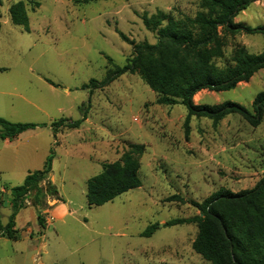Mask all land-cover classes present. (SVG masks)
I'll list each match as a JSON object with an SVG mask.
<instances>
[{"label": "rangeland", "instance_id": "obj_1", "mask_svg": "<svg viewBox=\"0 0 264 264\" xmlns=\"http://www.w3.org/2000/svg\"><path fill=\"white\" fill-rule=\"evenodd\" d=\"M1 1L0 118L47 127L12 142L0 139V220L6 225L12 214L5 188L21 186L28 173L42 169L52 149L50 178L68 213L60 218L53 210L45 212L42 234L36 209L26 203L16 216L18 236L0 237V264H210L192 249L197 224H164L198 216L191 201L201 203L219 190L255 187L264 176V117L252 127L241 116L229 115L217 128L207 118L193 117L187 140L186 108L159 105L157 94L137 74L123 75L105 88L81 89L91 80L103 81L131 58L133 46L117 30L135 43L156 44L157 33L145 27L144 15L194 18L204 11L201 0ZM18 1L26 5L30 32L11 22L9 9ZM35 3L40 6L34 8ZM235 22L264 25V0L251 4ZM240 48L263 53L264 35L222 33L215 63L233 65ZM263 91L261 70L233 90L201 91L194 102H233L252 110ZM61 119L84 121L78 129H60L55 139L51 124ZM131 144L146 149L142 186L89 207L88 180L118 161ZM174 196L183 201H168ZM155 223L163 226L141 237Z\"/></svg>", "mask_w": 264, "mask_h": 264}, {"label": "trees", "instance_id": "obj_2", "mask_svg": "<svg viewBox=\"0 0 264 264\" xmlns=\"http://www.w3.org/2000/svg\"><path fill=\"white\" fill-rule=\"evenodd\" d=\"M99 0H82L89 4ZM260 0H201L204 11L194 18L176 20L172 16L158 12L142 17L145 27L157 33V43H135L122 32L118 35L133 46L131 58L122 67H115L103 81L91 80L82 90L105 88L126 74H137L141 80L157 94V103L163 106H183L187 110L184 120L185 138L188 140L193 117L207 118L214 128L229 115H239L252 127H258L264 117V91L259 93L253 109L233 102L219 105H197L194 97L201 91L223 92L235 89L240 83H247L264 70V52L249 53L238 49L233 56V65L219 67L214 58L216 46L224 35L263 34L264 25L253 28L235 19L251 4ZM2 1L0 0V6ZM35 3V7H39ZM13 25L30 32L26 5L18 1L9 9ZM2 25L0 23V32ZM111 61L110 58H108ZM47 82L56 86L51 81ZM84 119L60 121L51 124L56 134L62 128L78 129ZM0 139L12 142L21 134L47 127V124L15 123L0 118ZM144 145L131 144L130 150L118 161L103 166L102 172L87 182V203L89 207H101L113 202L117 197L142 186L139 171ZM55 151L52 149L40 170L28 173L21 186L9 188L12 214L6 225L0 220V237L14 239L18 236L16 216L28 203L37 211V220L43 234L46 228L45 212L54 206L51 201L59 199L57 187L51 182ZM179 197L168 198V201ZM183 201V199H179ZM199 215L188 219H173L164 227L197 224L198 234L192 249L210 264H264V176L255 187L233 193L219 190L201 203L191 201ZM158 223L149 225L141 237L149 238L158 229Z\"/></svg>", "mask_w": 264, "mask_h": 264}, {"label": "crops", "instance_id": "obj_3", "mask_svg": "<svg viewBox=\"0 0 264 264\" xmlns=\"http://www.w3.org/2000/svg\"><path fill=\"white\" fill-rule=\"evenodd\" d=\"M6 142H9L8 140H5ZM27 175V174H26ZM50 180H51V178H50ZM51 182H52V180H51ZM53 183V182H52ZM54 184V183H53ZM59 200V199H58ZM58 200H54V201H52V202H59L60 204H53V205H51V206H54L51 210H53V216L54 215H56V214H60V218H62V217H64L67 213H68V208L67 207H65L66 206V203H64V202H61L60 200L58 201ZM51 202V203H52ZM50 203V204H51Z\"/></svg>", "mask_w": 264, "mask_h": 264}, {"label": "water", "instance_id": "obj_4", "mask_svg": "<svg viewBox=\"0 0 264 264\" xmlns=\"http://www.w3.org/2000/svg\"><path fill=\"white\" fill-rule=\"evenodd\" d=\"M10 194V192H8ZM6 199H8L9 201H11L12 197L11 195H6L5 196ZM163 225L161 224L160 227H162Z\"/></svg>", "mask_w": 264, "mask_h": 264}]
</instances>
